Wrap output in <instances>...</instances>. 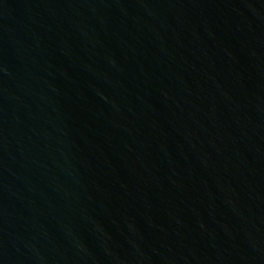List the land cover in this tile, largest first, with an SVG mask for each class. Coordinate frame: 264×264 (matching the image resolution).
Here are the masks:
<instances>
[{"label": "water", "instance_id": "1", "mask_svg": "<svg viewBox=\"0 0 264 264\" xmlns=\"http://www.w3.org/2000/svg\"><path fill=\"white\" fill-rule=\"evenodd\" d=\"M0 264H264V0H0Z\"/></svg>", "mask_w": 264, "mask_h": 264}]
</instances>
